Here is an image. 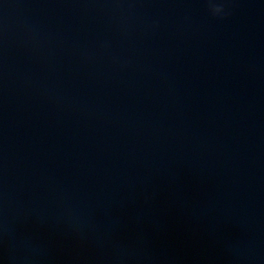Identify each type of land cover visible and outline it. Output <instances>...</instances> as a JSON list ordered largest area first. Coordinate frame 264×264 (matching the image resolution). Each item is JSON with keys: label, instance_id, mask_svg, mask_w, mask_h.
Returning a JSON list of instances; mask_svg holds the SVG:
<instances>
[{"label": "water", "instance_id": "obj_1", "mask_svg": "<svg viewBox=\"0 0 264 264\" xmlns=\"http://www.w3.org/2000/svg\"><path fill=\"white\" fill-rule=\"evenodd\" d=\"M0 264H264V0H0Z\"/></svg>", "mask_w": 264, "mask_h": 264}, {"label": "clouds", "instance_id": "obj_2", "mask_svg": "<svg viewBox=\"0 0 264 264\" xmlns=\"http://www.w3.org/2000/svg\"><path fill=\"white\" fill-rule=\"evenodd\" d=\"M218 8L222 9L221 7H218ZM222 10H223V9H222Z\"/></svg>", "mask_w": 264, "mask_h": 264}]
</instances>
